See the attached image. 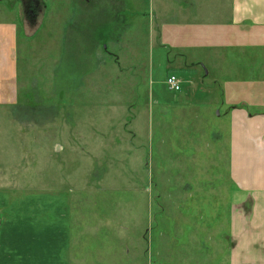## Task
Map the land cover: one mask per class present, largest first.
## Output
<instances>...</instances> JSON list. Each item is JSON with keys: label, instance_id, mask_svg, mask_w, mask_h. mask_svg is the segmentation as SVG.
Returning a JSON list of instances; mask_svg holds the SVG:
<instances>
[{"label": "rangeland", "instance_id": "374dc122", "mask_svg": "<svg viewBox=\"0 0 264 264\" xmlns=\"http://www.w3.org/2000/svg\"><path fill=\"white\" fill-rule=\"evenodd\" d=\"M85 1L78 16L96 21L77 27L93 46L77 54L69 35L63 48L53 37V22L40 38L57 1L0 0L22 32L18 68L0 70V264H264L262 250L255 257L238 247L215 183L198 181L213 174L204 163L214 152L202 151L204 133L191 138L196 111L217 120L227 108H209L213 74L196 66L203 84L197 71L152 68L144 30L138 62L120 55L112 44L133 28L131 9ZM170 73L186 79L183 87L178 76L179 92L168 86Z\"/></svg>", "mask_w": 264, "mask_h": 264}, {"label": "crops", "instance_id": "0c3cea01", "mask_svg": "<svg viewBox=\"0 0 264 264\" xmlns=\"http://www.w3.org/2000/svg\"><path fill=\"white\" fill-rule=\"evenodd\" d=\"M55 1V7L60 6L59 14L45 15L43 20L38 17L44 22L40 38H46V24L53 22L56 24L53 37L61 47L69 35L70 53L91 48L87 31L82 33L77 27L81 0ZM85 3L94 10L101 7L102 11L106 7L121 10V6L126 11L129 6L130 14L134 15L133 28L126 34L119 33L115 40H120L112 44V49L120 55L133 54L138 60L144 30L152 50V68L197 71L194 76L203 84L204 77L213 74L217 95L209 108L216 110L219 105L227 108L225 114L219 113L217 120L211 114L201 118V108L196 111L199 126L192 128L191 138L194 140L196 134L204 133L210 143L203 140V146L209 148L202 151L214 152V160L204 163V169L209 168L213 174H201L198 181L215 183L214 197L222 204L228 200L231 207L230 229L232 236L241 242L237 243L238 247H247L255 257V252H259L261 257V250L264 252V0H86ZM88 14L82 19L94 23L96 18L93 15L91 19ZM118 15L115 20L127 23L121 19L123 15ZM106 18L110 20L105 17L103 21ZM20 35L17 12L0 7V70L13 72L18 68ZM153 38L160 39L162 46L153 43ZM154 51L159 55L160 65H154ZM176 55L182 57L176 60ZM196 66L206 70L204 77ZM170 74L181 77L184 87L183 75ZM243 102L250 103L254 113L241 108L239 104ZM197 141L201 143L200 139ZM202 166L200 162L199 167Z\"/></svg>", "mask_w": 264, "mask_h": 264}, {"label": "built area", "instance_id": "2783aa9c", "mask_svg": "<svg viewBox=\"0 0 264 264\" xmlns=\"http://www.w3.org/2000/svg\"><path fill=\"white\" fill-rule=\"evenodd\" d=\"M167 83L172 91L179 92L181 90V81L176 74H170Z\"/></svg>", "mask_w": 264, "mask_h": 264}]
</instances>
